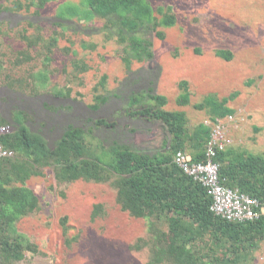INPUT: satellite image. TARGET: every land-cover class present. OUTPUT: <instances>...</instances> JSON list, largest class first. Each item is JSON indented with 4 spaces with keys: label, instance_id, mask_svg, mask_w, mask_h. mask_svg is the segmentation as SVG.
I'll return each instance as SVG.
<instances>
[{
    "label": "rangeland",
    "instance_id": "374dc122",
    "mask_svg": "<svg viewBox=\"0 0 264 264\" xmlns=\"http://www.w3.org/2000/svg\"><path fill=\"white\" fill-rule=\"evenodd\" d=\"M15 2L21 4L17 10L12 9ZM147 2L158 20L170 9L174 22L157 27L164 33L161 39L154 30L142 33L152 43L153 57L132 62L128 71L122 61L123 45L116 37H106L103 19L95 15L78 20L81 14L70 20L58 18L59 9L79 6L80 0H48L39 8H26L29 0H0L8 8L0 12V117L12 131L24 112V124L41 131L50 145L65 126L73 124L91 129L89 134L105 146L116 142L152 154L167 148L169 135L164 127L129 115L124 102L113 96L125 97L132 90L150 86L153 93L167 98L165 109L186 113L190 128L214 119L207 105L196 109L197 103L210 95L218 101L227 99L225 106L234 111L226 125L230 146L264 155V0ZM59 21L63 26L56 24ZM53 31L59 37L48 53L44 83L31 76L44 66V41L27 46L21 35L33 39L38 33L46 40ZM82 43L95 47L83 48ZM219 51H229L232 56L226 59ZM73 60L83 61L87 69L75 68ZM136 75L140 80L133 84ZM181 80L187 82L189 95L184 106L175 101ZM96 96L109 99L92 109ZM102 116L116 123L114 130L93 127L92 121ZM26 186L37 195L39 208L21 217L16 227L37 246V252H25L16 264L149 261V247L138 241L149 237L146 220L122 210L116 203V190L108 182H57L53 168L45 167ZM97 203L102 211L92 218ZM137 244L141 247H134ZM227 252L221 246L215 255ZM251 256L247 264H264V238ZM0 264L7 263L0 258Z\"/></svg>",
    "mask_w": 264,
    "mask_h": 264
},
{
    "label": "trees",
    "instance_id": "16d2710c",
    "mask_svg": "<svg viewBox=\"0 0 264 264\" xmlns=\"http://www.w3.org/2000/svg\"><path fill=\"white\" fill-rule=\"evenodd\" d=\"M47 1L29 0L25 7L35 5L39 8ZM20 6L15 2L12 9L17 10ZM4 8L8 9L0 4V12ZM57 14L63 21L79 14L78 20L91 19L95 15L103 19L106 37H116L117 42L123 45L122 61L128 71L132 62H143L153 57L152 43L142 33L154 30L156 37L161 39L164 33L157 27L174 22L170 9L158 20L147 0H80L79 6L59 9ZM56 24L63 26L61 21ZM34 37L21 35L27 46L44 41V66L31 76L46 83L48 71L45 66L50 61L48 53L56 47L59 35L53 31L46 40L38 33ZM82 46L95 47L85 43ZM218 53L226 59L232 56L229 51ZM73 63L75 68L87 69L83 61L73 60ZM132 80L137 84L140 75ZM148 84L152 85L149 79ZM178 89L176 104L184 106L189 102L187 82H178ZM113 96L124 102L129 115L159 122L169 135L167 148L148 154L116 142L105 146L103 141L89 134L91 129L73 124L65 126L50 145L41 131H32L24 124L26 114L21 111L22 119L17 122L18 126L0 136L2 147L13 150L11 157L0 158V258L7 264H16L23 259L25 252H37V246L19 232L16 223L39 208L38 197L26 186V181L39 175L42 168L52 167L57 182L83 179L108 182L115 188V199L120 208L132 217L146 220L149 237L138 241L149 247L147 264H247L251 261V253L264 238V215L246 222H231L214 215L209 209L211 197L205 187L172 161V154L179 149L187 150L194 161L204 160L210 125L201 122L190 128L186 113L165 109L167 98L153 93L150 86L132 90L125 97L119 93ZM95 98L92 109H97L100 103L109 99L104 96ZM225 102L227 99L218 101L210 95L195 108L202 109L207 105L213 118L233 114ZM3 123L5 120L0 117V124ZM92 125L102 130H114L116 123L102 116L93 120ZM214 161L219 164L218 175L223 185L236 187L259 200L264 199L263 154L228 146L217 151ZM101 211L102 205L94 204L92 218ZM66 220L64 216L61 222L64 231ZM221 246L228 252L223 256L215 255ZM134 247L140 248L141 245Z\"/></svg>",
    "mask_w": 264,
    "mask_h": 264
},
{
    "label": "built area",
    "instance_id": "2783aa9c",
    "mask_svg": "<svg viewBox=\"0 0 264 264\" xmlns=\"http://www.w3.org/2000/svg\"><path fill=\"white\" fill-rule=\"evenodd\" d=\"M232 119L233 115L230 114L224 119L216 117L209 122L211 130L204 148V160L194 161L188 151L179 149L172 154V161L194 181L205 187L211 197L209 209L214 215L231 222H246L264 215V199L259 200L236 187L223 185L218 175L219 164L214 161L217 151L226 149L231 143L227 135L226 121ZM10 130L8 124H0V136ZM12 155L13 150L3 148L0 144V158Z\"/></svg>",
    "mask_w": 264,
    "mask_h": 264
},
{
    "label": "clouds",
    "instance_id": "9594fccd",
    "mask_svg": "<svg viewBox=\"0 0 264 264\" xmlns=\"http://www.w3.org/2000/svg\"><path fill=\"white\" fill-rule=\"evenodd\" d=\"M228 115H230V114H228ZM231 115H233V114H231ZM226 116H227V115H226ZM226 116H224L223 119H224ZM215 118H216V117H215ZM219 118H220V117H219ZM213 120H214V119H213ZM209 122H210V121H209ZM228 122H230V121H228ZM228 122L226 121V125H228V124H227ZM208 125H210V124L208 123ZM226 129H227V126H226ZM227 130H228V129H227ZM10 131H11V130H10ZM227 135H228V134H227ZM229 138H230V137H229ZM230 145H231V143H230L228 146H230ZM228 146H227V147H228ZM227 147H226V148H227ZM186 151H187V150H186Z\"/></svg>",
    "mask_w": 264,
    "mask_h": 264
},
{
    "label": "crops",
    "instance_id": "0c3cea01",
    "mask_svg": "<svg viewBox=\"0 0 264 264\" xmlns=\"http://www.w3.org/2000/svg\"><path fill=\"white\" fill-rule=\"evenodd\" d=\"M3 124H7V123H3ZM9 125V124H8ZM10 126V125H9Z\"/></svg>",
    "mask_w": 264,
    "mask_h": 264
}]
</instances>
